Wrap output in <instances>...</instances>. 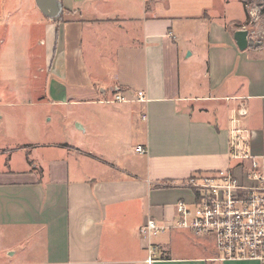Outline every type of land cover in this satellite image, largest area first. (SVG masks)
<instances>
[{
  "label": "crops",
  "instance_id": "crops-1",
  "mask_svg": "<svg viewBox=\"0 0 264 264\" xmlns=\"http://www.w3.org/2000/svg\"><path fill=\"white\" fill-rule=\"evenodd\" d=\"M237 1L240 18L224 6L233 0H60L52 20L35 0H0V236L13 235L0 264L33 249L41 264H146L141 228L178 219L191 175L234 165V128L264 152V43L237 47L248 18ZM18 102L87 109L68 144L43 130L46 142L30 145L6 118ZM187 232L159 245L187 247ZM200 239L152 264H257L222 262Z\"/></svg>",
  "mask_w": 264,
  "mask_h": 264
},
{
  "label": "built area",
  "instance_id": "built-area-1",
  "mask_svg": "<svg viewBox=\"0 0 264 264\" xmlns=\"http://www.w3.org/2000/svg\"><path fill=\"white\" fill-rule=\"evenodd\" d=\"M136 98L140 103L148 101L142 91ZM130 101L116 94L112 102ZM240 115L245 111L241 109ZM229 150L232 167L195 173L186 180L192 199L176 204V221L161 225L148 219L141 228L149 245L146 264H152L156 252L152 238L171 229L208 239L222 262L264 264V152L253 154L249 138L239 128L231 132ZM136 152L145 154L146 150L139 146Z\"/></svg>",
  "mask_w": 264,
  "mask_h": 264
},
{
  "label": "rangeland",
  "instance_id": "rangeland-1",
  "mask_svg": "<svg viewBox=\"0 0 264 264\" xmlns=\"http://www.w3.org/2000/svg\"><path fill=\"white\" fill-rule=\"evenodd\" d=\"M243 5L245 6V10L247 12L248 18L246 22L243 23L242 28L249 32L250 37L255 39V41H261L264 43V0H243ZM226 9L229 7V14L235 17H243L244 11L242 6L237 0H233L230 5H224ZM241 24V23H240ZM82 87L77 88L78 95L89 94L88 91H80ZM89 89H92L91 87ZM113 94H109V98L112 97ZM18 105H15L11 108H6L7 119L13 121L15 127L19 123H23L26 127L27 134H25V141L27 144H41L46 142L47 140L44 136L41 135V131L45 130L47 132H53L55 134V139L59 140L63 144H68L71 142V129H73V123L86 112V106H77V107H55L49 103H38L37 105L34 104H27L24 105L23 102H18ZM74 109V110H73ZM48 120H51L48 122ZM14 130L12 127H10ZM24 140V138H21ZM23 143L24 141H20ZM36 151H41V148H36ZM171 233V230H168L162 234L154 236L152 238L154 248L157 253H179V252H187L191 250H196V247H200V238L193 235L191 232H187L186 238L191 243L189 246L186 247L181 243L180 240H174L171 242L169 247L159 245V242L163 241L165 235ZM11 237L13 235H8L4 232L0 236V248H4L5 244L10 243ZM148 243V242H147ZM189 244V243H188ZM149 245H147V248ZM148 250L146 251V253ZM25 262L23 264H41V256L36 250H26L25 253ZM16 259H19V256H16Z\"/></svg>",
  "mask_w": 264,
  "mask_h": 264
},
{
  "label": "water",
  "instance_id": "water-1",
  "mask_svg": "<svg viewBox=\"0 0 264 264\" xmlns=\"http://www.w3.org/2000/svg\"><path fill=\"white\" fill-rule=\"evenodd\" d=\"M38 8L52 20L60 19L62 14V5L60 0H35ZM234 40L237 47L244 51L249 47H259L263 45L261 41H255L250 37L247 30H238L234 34Z\"/></svg>",
  "mask_w": 264,
  "mask_h": 264
}]
</instances>
